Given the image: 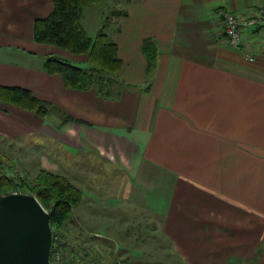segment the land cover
Listing matches in <instances>:
<instances>
[{
    "label": "crops",
    "instance_id": "1",
    "mask_svg": "<svg viewBox=\"0 0 264 264\" xmlns=\"http://www.w3.org/2000/svg\"><path fill=\"white\" fill-rule=\"evenodd\" d=\"M128 1L107 30L121 68L75 88L45 60L89 67L88 55L34 39L54 0H0V85L47 105L0 100V144L69 179L83 212L143 216L184 264H264V27L233 46L215 16L264 0ZM101 2L82 16L92 37Z\"/></svg>",
    "mask_w": 264,
    "mask_h": 264
},
{
    "label": "trees",
    "instance_id": "2",
    "mask_svg": "<svg viewBox=\"0 0 264 264\" xmlns=\"http://www.w3.org/2000/svg\"><path fill=\"white\" fill-rule=\"evenodd\" d=\"M101 1L54 0L52 12L46 17L35 20L34 39L36 41L56 45L73 54L88 55L89 67L79 66L68 58L57 55H49L45 60L46 70L50 73L62 74L68 87H88L109 75H115L122 66L118 44L110 38L107 31L111 25L110 19L102 24L94 37L88 34L82 24L85 10ZM119 13L120 11H116L112 14ZM145 46L152 55L155 50L153 42L146 41ZM0 100L14 103L41 115L47 113L46 103L24 87L0 85ZM13 184V180L5 173L4 159L0 155V193L7 191ZM27 188L36 192L38 199L44 205L54 202L50 210L53 229L71 217L72 207L81 199L80 189L66 177L52 172H42L35 184L31 187L27 185ZM7 192L4 194H8Z\"/></svg>",
    "mask_w": 264,
    "mask_h": 264
},
{
    "label": "rangeland",
    "instance_id": "3",
    "mask_svg": "<svg viewBox=\"0 0 264 264\" xmlns=\"http://www.w3.org/2000/svg\"><path fill=\"white\" fill-rule=\"evenodd\" d=\"M127 2L129 1L103 0L93 12H97L98 15L101 10L105 11L103 23L107 19H118L119 17L112 13L125 8ZM14 146L11 147L7 140L0 144L5 173L14 183L7 190L9 192L1 193L19 191L33 194L38 198L37 193L28 189L27 185L33 186L39 174L51 171L36 165L39 161L33 152L27 154L22 152L23 154L17 157L19 152L16 145ZM111 185H115V182ZM42 205L50 212L54 202ZM83 208H76L75 205L72 207L71 217L59 227L52 228L53 238L61 236L64 239V249L77 258L80 264H184L173 246H168V242L147 225L143 216L91 215L88 211L83 212ZM121 246L129 248L128 259L123 257Z\"/></svg>",
    "mask_w": 264,
    "mask_h": 264
},
{
    "label": "water",
    "instance_id": "4",
    "mask_svg": "<svg viewBox=\"0 0 264 264\" xmlns=\"http://www.w3.org/2000/svg\"><path fill=\"white\" fill-rule=\"evenodd\" d=\"M51 214L30 193L0 197V264H52Z\"/></svg>",
    "mask_w": 264,
    "mask_h": 264
},
{
    "label": "built area",
    "instance_id": "5",
    "mask_svg": "<svg viewBox=\"0 0 264 264\" xmlns=\"http://www.w3.org/2000/svg\"><path fill=\"white\" fill-rule=\"evenodd\" d=\"M215 16L221 21L227 40L233 46H239L241 44L244 37V32L247 29L255 28L258 26L264 27V6L246 15L237 14L229 9L220 7L217 9ZM249 59L252 60L253 57L250 56ZM10 193H23V192L13 191ZM4 195L5 194H3L2 196ZM63 242L64 239L61 236H57L53 238L51 257H50L51 263L80 264L77 258H74L73 256H71L70 253H67V251L63 247Z\"/></svg>",
    "mask_w": 264,
    "mask_h": 264
}]
</instances>
